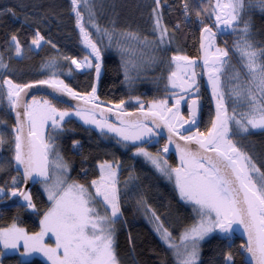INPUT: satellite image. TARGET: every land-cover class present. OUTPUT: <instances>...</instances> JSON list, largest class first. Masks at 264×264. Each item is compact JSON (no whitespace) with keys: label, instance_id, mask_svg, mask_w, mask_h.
<instances>
[{"label":"trees","instance_id":"trees-1","mask_svg":"<svg viewBox=\"0 0 264 264\" xmlns=\"http://www.w3.org/2000/svg\"><path fill=\"white\" fill-rule=\"evenodd\" d=\"M93 1L95 6L91 9L84 6L82 0L75 6L82 17L78 24L72 0H0V134L5 141L0 146V187L6 191L3 199L23 185L15 163L16 131L4 81L23 86L30 82L59 80L68 88L89 96L95 88V101L106 104L123 101L125 110L138 109L141 104L148 108L153 102L177 95V89L170 84L174 63L179 62L172 57L196 58L200 52L201 31L212 24L215 17L214 0H159V4L156 0ZM93 11H96L97 31L89 14ZM158 17L170 41L159 40ZM245 25L249 27L247 39L257 51L264 50V0H242L233 31L215 36L216 43L229 54L221 69L220 81L230 114L248 109V98L243 95L248 82L241 68L242 59L234 47L238 41L243 44ZM81 27L100 49L98 59L83 42ZM37 33L46 42L35 51L31 43ZM13 36L23 50L22 56H17ZM87 56L94 63L92 70L80 72L72 68L71 59ZM96 64L100 65V75H97ZM194 68L198 75L199 66L194 65ZM202 95L200 131L206 133L213 120V108L205 90ZM36 97L58 109L73 110L43 95ZM231 138L264 172V130L239 133ZM54 139L60 143V155L70 165L72 181L90 184L100 177L102 164L118 165V264H176L171 250L157 237L144 216L152 211L176 237L191 227L196 218L192 208L180 199L175 185L144 159L132 154L138 145L125 148L76 118L68 119ZM155 147L164 149L163 144L149 146L150 149ZM167 159L177 166L173 155ZM38 185L32 190L34 207L25 205L0 210V229L18 226L29 233L40 231L41 219L51 203ZM2 250L0 246V255ZM246 252L245 242L234 232L217 233L203 243L199 264H248ZM0 263L45 264L39 258L23 261L16 254L3 256Z\"/></svg>","mask_w":264,"mask_h":264},{"label":"snow or ice","instance_id":"snow-or-ice-1","mask_svg":"<svg viewBox=\"0 0 264 264\" xmlns=\"http://www.w3.org/2000/svg\"><path fill=\"white\" fill-rule=\"evenodd\" d=\"M79 2L80 0H72L78 24L82 17L75 6ZM83 2L86 5L88 4V0H83ZM156 2L159 4V0H156ZM187 7L188 5L185 3L186 10ZM239 7H242L241 0H229V3H221V0H217L213 8L216 13L215 20L217 24L226 28L230 27L237 20V9ZM156 28L160 31L159 39L163 41L167 29L162 25L159 17L156 19ZM81 31L83 32L82 27ZM104 31L106 32V30ZM204 32L207 33V36L204 37L207 44H201V47L205 50L203 66L209 70L208 79L212 83L213 95L218 97L216 119L212 122V127L206 135L197 134L192 137H181V139L195 140L199 148L204 150L205 155L180 149L183 153L182 161H184L185 156L189 160L185 161L184 168L169 170L166 167V160L162 161L159 157H153L143 148L138 149V154L148 157L153 165L169 179H171L172 173H175V182L181 197L192 202L202 216L200 223L189 229L182 237L184 241L190 239L193 246L192 250L187 252L186 257L180 261V264H195L198 255L196 241L204 239L215 228H219L225 233L232 232L235 230L233 225L242 226L247 233V252L251 255L255 264H264V172H261L252 161V158L236 147L229 138L230 134L247 133L250 129L264 130V103H260V101H264V63H257L259 59H264V50L257 51L247 39L249 27L245 25L243 29L244 36L241 38L243 44L241 45L238 41L234 47L244 61L243 66L252 78L251 82L259 90L260 98L258 101L255 95H250L249 104L251 107L249 114L241 119H236L235 112L231 116L228 114L227 107L224 104L225 93L221 90L220 73L227 63L228 51L216 48L215 52L209 56L208 48L214 46L215 33L207 27ZM83 35V42L95 53L94 58L98 59L100 49L89 39L87 32H83ZM43 39L44 37L37 33L32 43L39 46ZM12 40L16 42V53L19 55L21 52L19 42L15 36L12 37ZM172 59L177 62H185L187 66L185 75H188L192 83H195L196 73L193 66L196 61L189 60L184 56H175ZM72 63L76 64L77 68L93 67L87 57H85L83 64L74 60ZM180 67L181 65L177 63V68ZM95 69L97 75H99L100 65L96 64ZM176 76L177 73L173 72L172 77ZM3 83L7 85V99L12 107L19 106L20 93L24 91V88L33 87V85L21 86L14 84L11 80H6ZM38 84H50L56 91L66 92L69 96L80 98L79 94L64 85L63 81L43 80L39 81ZM174 86L183 90V83L177 85L174 82ZM95 93L96 89L93 88L89 99L94 98ZM236 94L240 95L239 92ZM163 103L166 104V101ZM196 103L195 100L192 101L191 120L184 121L178 115L180 99H177L176 113L173 114L172 118L180 120L181 126L183 123L195 125ZM121 104H123V101H121ZM152 107L157 108L161 105L153 104ZM24 108L28 132L27 137L22 138L24 125L22 123L17 124L15 160L18 164L24 166V173L27 176H31L34 172L39 176L47 175V153L50 145L44 140L43 126L48 121H51L53 128H58L60 126L59 121H63L66 116H81L86 123L97 124L101 129L106 127L111 132L118 133L125 141L143 140L145 135L152 134V129L147 128L146 125H135L138 131L129 132L125 128L102 123L94 118L84 117L82 111H76L75 113L58 111L48 101H44L43 105H40L33 100L32 103L25 104ZM166 111L172 112V109H166ZM20 115V112H16L18 120ZM152 115L159 116L160 119L168 123V118L160 112H153ZM230 121H235L238 128L236 132L231 131ZM155 126L159 127V125ZM168 128L170 132L176 131L171 123H168ZM176 134L179 135V132H176ZM169 141L171 142V137H169ZM4 142V137L0 134V146ZM24 144L27 147L26 152L22 147ZM176 147L180 148L178 144ZM163 151H168L167 146ZM208 153L211 155H208ZM193 161L194 163H192ZM56 166L66 168V165L62 163H58ZM101 168L107 169L106 176H102L100 181H93L92 183L96 185V194L102 197L107 205H110V216H100L94 207L89 206V194L82 185H69L68 189L60 194L49 188V198L55 200V205L45 215L44 221H42L45 227L42 231L34 236H27L22 229H16L13 226L11 230L0 232V240H3L4 246L6 248H16L18 242L23 240L26 249L43 252L52 261V264H116L112 223L117 218L120 209L118 205L119 198L115 189V172L113 166L109 164L101 165ZM61 182L58 181V183ZM13 183H15V180ZM102 184L104 185L103 191L101 190ZM3 191L4 189L0 188V192ZM11 195L23 196L24 200L28 201V206L34 207L28 194L13 191ZM156 219L159 218L156 217ZM157 231L162 230L158 228ZM47 232H52L56 236V246L54 248L47 247L42 243V237ZM162 235L163 239L167 241L170 234L163 230ZM231 259V254H229L228 260L231 261Z\"/></svg>","mask_w":264,"mask_h":264},{"label":"rangeland","instance_id":"rangeland-1","mask_svg":"<svg viewBox=\"0 0 264 264\" xmlns=\"http://www.w3.org/2000/svg\"><path fill=\"white\" fill-rule=\"evenodd\" d=\"M241 2H242V0H241ZM94 3L95 2L93 0H88V4L86 5L84 3L85 4L84 6H86L88 9H91L92 6L94 5ZM221 3H229V0H221ZM240 9H241V7H239L237 9V12ZM89 14H90V18L93 19V25H94V28H96V31H97L99 28H98V24H97V21H96L97 20L96 19V11H93V13L90 12ZM213 23L210 24V25H211V27L213 29H216V26L215 25L213 26ZM157 33H158V38H159L160 37V31H159V29H157ZM164 40L165 41L166 40H169L170 41V35L168 33H166ZM164 40L163 41L160 40V41L161 42H164ZM45 42H46V40L43 39L40 42V45L39 46H36L33 43H31V47H32L33 50L37 51V50H39V48ZM216 48L225 49V48L220 47L219 45H216V43H214V46L213 47L208 48V54L211 55L212 53H214ZM22 55H23V50L21 49L20 54L19 55L17 54V56H22ZM87 58L91 61V64L94 67V63H93L92 59L90 57H88V56H87ZM84 59L85 58H83V59H76V58L71 59V62L70 63L72 65V68L75 69V70H77V71H80V72H88V71L92 70L93 67H91V68H87V67L77 68L76 67V64L72 63V61L74 60L77 63L83 64ZM241 61H242L240 63L241 64V68L243 69V72H244V74L246 76V80L248 82V85H247L246 89H244L243 95L245 97L247 96L248 101H249V96L250 95H255L257 97V100L259 101L260 92L255 87V85L251 82L252 78L247 74V70L243 66L244 61L243 60H241ZM257 63L258 64L264 63V60L263 59H259L257 61ZM180 65H181V67L180 68H177V63H174V71L177 73V77L176 78H178L180 80V82L183 83L184 90H188V92H191V93L192 92L193 93H196V91L200 87L199 86L200 81L202 82V77L204 75L203 71L200 68L198 70V75H197V73L195 71L196 68H194V66H193L196 75H195V78H194L195 79V83H192V80L189 78V76L188 75H185V70H186V67L187 66L185 64H180ZM174 78L175 77H172L171 78V84L170 85H171V88H174L175 90L177 89V91H176L177 92V95H175L171 99H168L167 98L165 100H160V101H157V102H153V103H151V104H149L147 106L148 108H146V105L145 104H141L140 105V108H142V107L145 106L144 109L157 110L161 114H165L166 113V109L169 108V105H171L172 103L176 102L177 99H180V101L182 102L184 100V98H185L183 94H186V93H183V94L179 93L178 87H175L174 86V82H175ZM56 81H59V80H56ZM175 84H176V82H175ZM189 85H191V86L189 87ZM36 96H39V95H36ZM36 96L33 97V99L30 100L29 103H32V101L35 100V101L38 102V104L43 105L44 100H42V99H40L39 97H36ZM43 96H45V95H43ZM45 97H47V96H45ZM51 100H53V99H51ZM136 101H137V99H136ZM165 101H166V104L163 103ZM260 103H264V101H260ZM153 104L161 105V107L153 108L152 107ZM250 107H251V105L248 103V109L246 108V110H244L242 112L239 111L240 112V113H238L239 115L238 114H235L236 119H241L243 116L249 114ZM140 108H138V109H140ZM56 109L58 111H68L70 113H75L76 112V110H61V109H58V108H56ZM82 112H83V116L84 117H88L90 119L94 118V119H96L98 121H101L102 123L111 124V125H114V126L119 127V128H125V127L119 126V125H117V124H115L113 122L99 119V117L97 115L92 114L91 112H86V111H82ZM229 115L231 116L233 114H230L229 113ZM172 117H173V115L169 119L171 123H173V121H174V119ZM71 118H76L77 120H79L82 123H84L86 126H90V127L95 128L102 136L107 137V138H112L113 140H116L118 143H120L121 146H124L125 148L130 147V146L138 145V147H136V148H134L132 150V154L134 156H136V157H140V158L144 159L163 178H165L166 180L172 182L175 185L180 199L185 204L189 205L192 208V210H193L194 216L196 218L194 224L191 227H188L187 229H185L178 237H176L162 223V221L160 219H158V220L156 219V217H158V216L156 214H154L152 211H149V213L145 214L144 218L151 225L154 233L161 240V242H163L171 250L172 255L174 257V260H175L176 264H180V261H182L186 257L187 252H190L192 250V246H193V242L190 239L187 240V241H184V240H182V237L185 235V233L189 229H191L193 226L198 225L200 223V221L202 219V216L199 213V211L197 210L196 206H194V204L192 202L187 201L186 199H184V198L181 197L180 192H179V189H178V187L176 185V182H175V173H172V177H171V179H169L167 176H165L162 172H160L153 165V163L151 162V160L148 157H146V156H144L142 154H138V149L143 148L146 152L150 153L153 157H159L162 161L166 160L167 161V165H166L167 169L170 170V169H173V168H178L177 166L172 165L170 163V161H168L167 155L165 154L164 151L161 150L162 147H155V149H150L148 147L149 145H157L158 144L156 132L153 130V128H151L148 125H146L147 128L152 129V134L151 135H145V137H144L143 140L125 141L123 139V137H121L118 133L111 132L106 127L103 128V129H101L97 124L86 123L85 122V119L83 117H81V116H76V115L66 116L63 121H59V125L60 126L58 128H53L51 126V121H48V123L43 126V135L46 138V132H48L50 130L49 131V134H48V140L50 142L49 141L46 142V143H48L50 145V148H49L48 153H47V157H48V160H49V176H48L47 179L39 182V185H38V189H40L45 194V196L49 199V201L51 203V206H50L49 210L47 211V213H49L54 208V205H55V200L49 198V191H48L49 188H52L58 194H60L63 191H66L68 189V186L69 185L79 184V185H82L87 190V192L89 194L88 198L90 199V204H89L90 207H94L96 209V211L99 213L100 216H110L111 215L110 205H107L106 202H104L102 200V197H100V196H98L96 194V185H93V183H92L93 181H100L102 176H106L107 169H102L101 166H100V177L98 179L93 180L90 184H82V183H79L77 181L70 180V169H71L70 168V165L64 159V157H62L60 155V153H59V151H60V143L57 141V139H54V138L55 137L57 138L60 135V133L62 132V129L65 126V122L68 119H71ZM57 119H58V117H57ZM229 127H230V129H231L232 132H236L238 130L237 125L235 124V121H230L229 122ZM125 129L127 131H129V132L138 131V129H136V130H130L128 128H125ZM253 131H262V129H250V131L247 132V133H250V132H253ZM240 134H245V133L244 132H240ZM229 138L232 140L231 134H230ZM143 143H145L146 145L145 144L144 145L147 146V147H145V146H143V147L142 146H139V145H142ZM233 143L235 144L234 141H233ZM58 163H62L64 165H66V168H58L56 166ZM105 164H109V165H112L113 166V171L115 172V177H114V179H115V189H116V193H117V196H118L117 182H118V175H119V167H118V165H115L113 163H104L102 165H105ZM58 181H62V182L61 183H58ZM101 190L102 191L104 190V185L103 184L101 185ZM5 194H6V191L5 190L3 192H0V198L3 199L4 196H5ZM118 205H119V201H118ZM45 215L41 219V229L37 233H40L42 231V229L45 227V225L42 223V221H44ZM119 217H120V211L118 213L117 218H115L114 222L112 223V229H113V233L112 234H113V240H114L113 248H114V252H115L116 264H118L117 256H116V243H117V232H116L117 231V228L116 227H117V221H118V218ZM214 218L215 217H214V214H213V219ZM205 219H206V217H205ZM12 228L13 227L0 229V232L7 231V230H11ZM15 228L16 229H22L27 236H34L35 234H37V233H29L26 229L21 228V227H18V226H15ZM158 228H160L162 231H159L158 232L157 231ZM163 230H166L167 233L170 234L167 241H165L163 239V235H162ZM217 233H221V234L223 233V234H225V232H222L219 228H215L211 233H209L208 235H206L204 237V239L196 241V247H197V250H198V255H197V259H196L195 264H199V262H200L203 243L205 241H207L208 239H210L211 237H213ZM228 233H231V232H228ZM42 243L45 246H47V247L54 248L56 246V236H55V234L52 233V232H47L42 237ZM170 245H172V246H170ZM0 246L3 248L2 252H1L2 254L0 255V262L2 261V257L3 256L15 255L16 254V255H19L20 258H21V260H23V261H30V260H33L34 258H39L45 264H52V261L49 260L48 257L43 252H40V251H29L28 249H26L24 247V241L23 240H20L18 242V246L16 248H12V247L6 248L4 246L3 240H0Z\"/></svg>","mask_w":264,"mask_h":264},{"label":"water","instance_id":"water-1","mask_svg":"<svg viewBox=\"0 0 264 264\" xmlns=\"http://www.w3.org/2000/svg\"><path fill=\"white\" fill-rule=\"evenodd\" d=\"M216 2H217V0H214V6H215ZM215 15H216V13H215ZM226 18H228V17H226ZM214 25L219 30V32L216 31V29H213L211 27V25L207 26V28H210L212 30V32L215 33L216 36H225V35L230 34L233 31L234 22L232 23V25L230 27L226 28L223 25H218L216 20H215V17H214ZM205 28H203V30L201 31V36H200V38H201V42H200L201 57L200 58H190V59L188 58V59L196 61L195 65L200 66L203 69L204 88L207 91L210 102L212 104V108L214 111L213 121H215L216 112H217L216 105H217L218 97L213 95L212 83L208 79L209 70L207 67L203 66V58L205 55V50L201 47V44L202 43L207 44V41L204 39V37L207 36V33L204 32ZM222 29H224V30H222ZM179 63L185 64L184 61H179ZM99 75H100V72H99ZM176 77L174 78L176 84L177 85L181 84L180 80ZM38 82L39 81L30 82V83L25 84V85H33V87L24 88V91L20 93L19 106L18 107H12V117H13V121L15 124V131H16L17 124L22 123L24 125V133H23L22 138H26L27 132H28L26 117L24 116V112H25L24 105L28 104L29 101L33 97H35L36 95H45V96L53 99L54 101L68 105L73 110L91 112L92 114L97 115L102 120L113 122L119 126L128 128L130 130H136L137 128L135 127V125H148V126H150L151 128H153V130L156 133H158L159 136H161L162 138H164L166 140L165 147L167 146L168 151L165 152V154L167 156H169V155L174 156L178 168H184L185 167V161L189 160V158L187 156H185L184 161H182L181 157H182L183 153L181 152L180 149H185L186 151H191L194 153L199 152L200 155H205L204 150L199 148V145L196 143L195 140L181 139V137H184V136H182L179 131L183 130V128L187 127L191 123H183V125L181 126L180 120L174 119L173 123L170 122L169 119L171 118V116L174 113H176V107H175L176 102H174L168 108V109H172V112L166 111L165 114H162L168 118V123H171L176 130V131L170 132L169 128H168V123H166L164 120L160 119L159 116H153L152 115L153 112H158L157 110L140 108V109H135V110L124 111V110H122L123 104H106V103H103L101 101H95V98L89 99L90 98L89 95L81 94V93H78V92L71 89L73 92L79 94L80 98L78 99L74 96H69L66 92H60V91L54 90L50 84L49 85H41V84H38ZM178 89L180 90L181 93H187L188 92V90H184V88H183V90H181V88L178 87ZM188 93H189V96L192 98L188 102V105H187L188 112H189V117H188L187 121H190L192 118L191 117V109L193 107L192 101L195 100L197 102L195 105V108H196V117H195L196 124L195 125L191 124V130H193L192 136H196L197 134H203L198 129V126L200 125L201 117H202L201 101H200L199 97H195V93H193V92L192 93L188 92ZM184 104H185V100H183L182 102L180 101L178 115H179V117H182V118H184L183 117V105ZM16 112L21 113L19 120L16 117ZM228 114H229V112H228ZM121 121H123L124 123H122ZM155 125H159V127H156ZM211 127H212V125H211ZM211 127L209 128V130L211 129ZM208 131L205 133V135L208 133ZM176 132H179V135H177ZM192 136H190V137H192ZM169 137H171V142L169 141ZM45 139L46 138L44 137V140ZM45 142H46V140H45ZM177 144L180 146L179 149L176 147ZM22 147L24 148V151L26 152L27 151L26 144L22 145ZM15 152H16V150H15ZM208 155H211V154L208 153ZM15 163H16V168L20 172L22 179H23V185H22L21 189L16 190V191L28 194L31 198V203H32V201H33V198H32L33 188L36 185H38L39 182L47 179L49 176V160H48V157H47V175L46 176H39L35 172L31 176H27L24 173V166L18 164L16 162V160H15ZM192 163H194V161ZM25 205H28V201H25L23 196H20V195L13 196L10 194V196L8 198L0 199V210L5 209V208H13L16 206H25ZM233 228L235 230L232 232H234L236 236L240 237L245 242L246 247H247L248 235L244 231L243 227L233 225ZM246 262L248 264H255V261L252 259L251 255L248 252H246ZM0 264H2V263H0Z\"/></svg>","mask_w":264,"mask_h":264},{"label":"flooded vegetation","instance_id":"flooded-vegetation-1","mask_svg":"<svg viewBox=\"0 0 264 264\" xmlns=\"http://www.w3.org/2000/svg\"><path fill=\"white\" fill-rule=\"evenodd\" d=\"M213 26H214V23H213ZM222 30H224V29H222ZM216 31H218L219 32V30L216 28ZM216 36V35H215ZM215 43H216V41H215ZM216 45H218L217 43H216ZM209 56H211V55H209ZM201 57V53L199 52V55L196 57V58H200ZM199 68H201V70L203 71V69H202V67H200L199 66ZM202 86V87H201ZM205 90V88H204V75H203V77H202V82L200 81V87H199V89L196 91V93H195V97H199L200 98V101H201V107H202V99H203V91ZM205 92L207 93V91L205 90ZM181 94H183V93H181ZM199 94H200V96H199ZM184 95V100H185V104L183 105V120L184 121H187L188 120V117H189V112H188V107H187V105H188V102L191 100V98L192 97H190L189 96V93L187 92L186 94H183ZM207 96H208V93H207ZM208 98H209V96H208ZM210 100V99H209ZM173 104V103H172ZM171 104V105H172ZM169 107H170V105H169ZM122 110H124V111H128V110H125L124 108H122ZM213 118H214V111H213ZM100 119V118H99ZM213 121V120H212ZM201 123V122H200ZM211 125H212V123H211ZM211 127V126H210ZM209 127V128H210ZM198 129H199V131H200V125L198 126ZM180 132V134L182 135V136H184V137H190V136H192L193 135V130H191V124L190 125H188L187 127H185V128H183V130H181V131H179ZM200 132H202V131H200ZM157 134V133H156ZM203 134H205V133H203ZM160 138H162L161 136H159V135H157V141H158V144H163V146L165 147V144H166V140L163 138V140H164V142L165 143H163L162 141H160L161 139ZM147 142V141H146ZM149 146H152V145H149ZM148 146V147H149ZM131 147V146H130ZM143 147V146H142ZM145 147H147V146H145ZM128 148V147H127ZM163 149V148H162Z\"/></svg>","mask_w":264,"mask_h":264}]
</instances>
